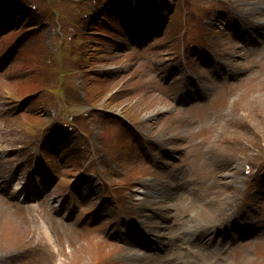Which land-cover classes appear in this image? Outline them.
<instances>
[{"label":"rangeland","instance_id":"1","mask_svg":"<svg viewBox=\"0 0 264 264\" xmlns=\"http://www.w3.org/2000/svg\"><path fill=\"white\" fill-rule=\"evenodd\" d=\"M4 6L20 14L0 22V264H169L121 246L122 223L159 217L149 186L184 222L175 264H264V0ZM223 222L232 235L178 239Z\"/></svg>","mask_w":264,"mask_h":264},{"label":"bare ground","instance_id":"2","mask_svg":"<svg viewBox=\"0 0 264 264\" xmlns=\"http://www.w3.org/2000/svg\"><path fill=\"white\" fill-rule=\"evenodd\" d=\"M9 25L12 23V21L11 20H9ZM192 243V242H191ZM192 252L190 251L189 253H188V255H190ZM169 257V259H172L173 261H174V263H176V261H179L180 263L182 262V263H186L184 260H185V257L184 256H182V252H180L178 255H176V256H168ZM173 263V264H174ZM169 264H171V263H169Z\"/></svg>","mask_w":264,"mask_h":264}]
</instances>
